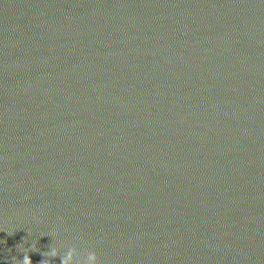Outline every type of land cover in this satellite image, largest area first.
<instances>
[{
    "label": "water",
    "instance_id": "1",
    "mask_svg": "<svg viewBox=\"0 0 264 264\" xmlns=\"http://www.w3.org/2000/svg\"><path fill=\"white\" fill-rule=\"evenodd\" d=\"M264 264V0H0V264Z\"/></svg>",
    "mask_w": 264,
    "mask_h": 264
},
{
    "label": "clouds",
    "instance_id": "2",
    "mask_svg": "<svg viewBox=\"0 0 264 264\" xmlns=\"http://www.w3.org/2000/svg\"><path fill=\"white\" fill-rule=\"evenodd\" d=\"M48 253L52 258L60 256L62 264H98V258L95 252L86 251L81 256L75 247H67L59 255L55 249H51ZM30 262L29 256L23 257V264H30Z\"/></svg>",
    "mask_w": 264,
    "mask_h": 264
}]
</instances>
